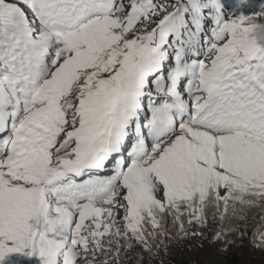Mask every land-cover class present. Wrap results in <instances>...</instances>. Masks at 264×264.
Wrapping results in <instances>:
<instances>
[{"label":"snow or ice","instance_id":"1","mask_svg":"<svg viewBox=\"0 0 264 264\" xmlns=\"http://www.w3.org/2000/svg\"><path fill=\"white\" fill-rule=\"evenodd\" d=\"M233 6L0 0V264L264 250V2Z\"/></svg>","mask_w":264,"mask_h":264},{"label":"rangeland","instance_id":"2","mask_svg":"<svg viewBox=\"0 0 264 264\" xmlns=\"http://www.w3.org/2000/svg\"><path fill=\"white\" fill-rule=\"evenodd\" d=\"M264 221V211L259 208L247 211V220L244 221L243 227L246 229L245 235L250 231L256 230ZM235 224L241 227L239 222L233 221L230 217L225 222V228ZM219 227V222H212L203 232V236L197 239L189 237L187 240L172 242L167 254H162L159 264H220L224 260L227 245L233 242L240 256L239 264H264V250L259 247L253 248L249 239H241L239 233L229 235L222 243H216L212 234ZM199 232V228L196 229ZM179 259V261H176ZM134 264V262H133Z\"/></svg>","mask_w":264,"mask_h":264},{"label":"trees","instance_id":"3","mask_svg":"<svg viewBox=\"0 0 264 264\" xmlns=\"http://www.w3.org/2000/svg\"><path fill=\"white\" fill-rule=\"evenodd\" d=\"M258 23H264V20L262 21H257ZM176 261L177 258L174 257ZM240 263V256L238 255L236 246L234 245L233 242H230L227 245L226 252L224 254V260L220 264H239ZM182 264H187V262H183Z\"/></svg>","mask_w":264,"mask_h":264},{"label":"clouds","instance_id":"4","mask_svg":"<svg viewBox=\"0 0 264 264\" xmlns=\"http://www.w3.org/2000/svg\"><path fill=\"white\" fill-rule=\"evenodd\" d=\"M259 35H260L261 38H264V31H261V32L259 33Z\"/></svg>","mask_w":264,"mask_h":264}]
</instances>
